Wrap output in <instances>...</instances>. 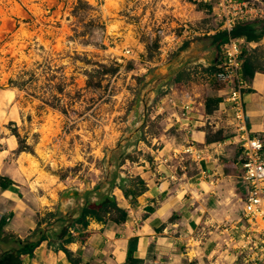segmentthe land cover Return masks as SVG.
I'll list each match as a JSON object with an SVG mask.
<instances>
[{
    "label": "crops",
    "instance_id": "obj_1",
    "mask_svg": "<svg viewBox=\"0 0 264 264\" xmlns=\"http://www.w3.org/2000/svg\"><path fill=\"white\" fill-rule=\"evenodd\" d=\"M173 6L172 12L188 21L197 17ZM207 24H202V34L193 32L172 49V59L158 76L163 97L172 92L192 103L188 127L175 121L179 110L167 108L158 116L157 105L147 110L148 101L135 112L133 124L141 123L149 132L143 143L147 157L124 161L127 173L141 185L132 188L133 200L116 187L111 190L116 206L126 213L122 222L109 215L99 220L82 216L109 184L105 189L91 184L71 188L39 174L33 155L20 152L10 132L9 124L20 121L14 91L0 89V177L13 183L0 187V221L5 220L0 225L1 264H246L238 249L240 238L230 237L234 228L238 235L243 230L241 154L225 138L214 139L220 129H229L230 114L220 117L218 111L227 90L189 78L196 68L208 74L215 70L216 35L223 30ZM184 92L192 93L191 99ZM243 100L250 135L264 137V73H254ZM152 125L156 133H150ZM187 142L204 149L200 160L184 152Z\"/></svg>",
    "mask_w": 264,
    "mask_h": 264
},
{
    "label": "rangeland",
    "instance_id": "obj_2",
    "mask_svg": "<svg viewBox=\"0 0 264 264\" xmlns=\"http://www.w3.org/2000/svg\"><path fill=\"white\" fill-rule=\"evenodd\" d=\"M242 1L257 12L249 22L264 19V0ZM174 4L197 17L188 21L175 15ZM217 4L0 0V89L14 91L13 107L20 115L16 130L22 145L32 149L39 174L80 189L90 184L105 189L115 174V183L124 178L129 180L124 187L140 188L124 162L147 157L143 143L149 132L141 123L133 124L135 112L148 101L147 110L157 105L159 116L171 108L169 99L182 101L172 92L162 96L160 68L172 59L173 48L193 32L202 34L204 21L209 29L220 27ZM8 20L9 30L3 24ZM243 46L253 68L264 71V40L256 47ZM192 72L191 80L216 85L213 72ZM184 94L191 99L192 93ZM156 128L152 125L150 133ZM224 131L214 139L227 140L231 129Z\"/></svg>",
    "mask_w": 264,
    "mask_h": 264
},
{
    "label": "built area",
    "instance_id": "obj_3",
    "mask_svg": "<svg viewBox=\"0 0 264 264\" xmlns=\"http://www.w3.org/2000/svg\"><path fill=\"white\" fill-rule=\"evenodd\" d=\"M217 6L220 10L217 14L220 28L227 33L236 25L255 19L257 13L248 2L242 0H218ZM243 45L250 46V43L236 37H228L220 44L212 78L227 90L218 111L220 117L230 114L227 126L231 129V136L227 141L238 146L241 154L238 180L244 190L240 220L243 230L238 235V228H234L232 231L235 230V233L230 237L232 240L236 239L235 235L240 238L238 249L246 264H264V140L252 137L247 129L243 96L249 89V81L243 72ZM168 103L169 109L179 110L175 121L188 127L192 103L176 98L169 99ZM184 152L194 160H200L204 149L195 148L192 142H187Z\"/></svg>",
    "mask_w": 264,
    "mask_h": 264
},
{
    "label": "trees",
    "instance_id": "obj_4",
    "mask_svg": "<svg viewBox=\"0 0 264 264\" xmlns=\"http://www.w3.org/2000/svg\"><path fill=\"white\" fill-rule=\"evenodd\" d=\"M263 36H264V19L241 23V24L236 25L229 33L222 31L218 35H216L220 44L225 42L228 37L243 38L248 43H251V42L258 43L263 38ZM243 72L248 81H250L254 73L256 72L264 73V71L255 70L253 68L252 62L246 58H244V62H243ZM209 103L210 102L208 101L206 105V111L208 113L211 112ZM9 128H10V131L12 132V135L16 138L18 142L19 151L26 152V153L33 155L32 149H29L27 148V146L22 145V141L16 130V125L13 123H10ZM114 178H115V174L113 175L112 180L108 182L109 187L100 194L98 198V203L85 206L82 212L83 217L90 216V217H95L96 219L99 220L100 216L109 215V216H114L113 219L116 222H122L125 220L126 213L116 206L115 198L114 196L111 195V190L116 187L124 194L126 199L130 197L131 200L135 198L136 193L135 191H133V189L125 188L123 186L124 184H126L125 179H121L119 183H115ZM12 185L13 183L9 179L0 177V187L2 189L8 188ZM97 189H99V186L97 187ZM4 223H5V220L0 221V225H3ZM31 250L32 249H30V252Z\"/></svg>",
    "mask_w": 264,
    "mask_h": 264
},
{
    "label": "bare ground",
    "instance_id": "obj_5",
    "mask_svg": "<svg viewBox=\"0 0 264 264\" xmlns=\"http://www.w3.org/2000/svg\"><path fill=\"white\" fill-rule=\"evenodd\" d=\"M47 2H48V4H51V3H54V2H56V0H47ZM59 9H60V7H58ZM56 11H58V10H56ZM57 12H55V14H56ZM54 14V15H55ZM26 15V14H25ZM56 16V15H55ZM58 17V16H57ZM6 23H7V28H8V26H12V24H9L10 22H9V20L8 21H6V22H4L3 24H5L6 25ZM4 26V25H3ZM3 28H5V27H3ZM6 28V29H7ZM9 29H12L11 27H9L7 30H9ZM48 34L51 36L52 35V33H50V32H48ZM10 50V49H9ZM10 52V51H9ZM11 53V52H10Z\"/></svg>",
    "mask_w": 264,
    "mask_h": 264
},
{
    "label": "water",
    "instance_id": "obj_6",
    "mask_svg": "<svg viewBox=\"0 0 264 264\" xmlns=\"http://www.w3.org/2000/svg\"><path fill=\"white\" fill-rule=\"evenodd\" d=\"M75 193H78L77 191H75Z\"/></svg>",
    "mask_w": 264,
    "mask_h": 264
}]
</instances>
